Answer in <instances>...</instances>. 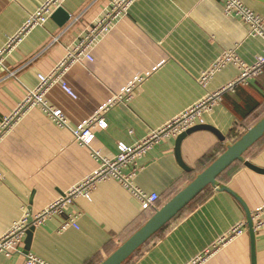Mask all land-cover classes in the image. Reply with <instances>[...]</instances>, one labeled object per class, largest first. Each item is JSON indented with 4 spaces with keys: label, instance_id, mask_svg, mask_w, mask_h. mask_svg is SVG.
Returning <instances> with one entry per match:
<instances>
[{
    "label": "crops",
    "instance_id": "crops-1",
    "mask_svg": "<svg viewBox=\"0 0 264 264\" xmlns=\"http://www.w3.org/2000/svg\"><path fill=\"white\" fill-rule=\"evenodd\" d=\"M45 1L0 0V50ZM117 1L59 0L57 5L69 14L64 24L49 17L20 36L3 56L5 68L0 67V126L38 83L37 75L49 74ZM240 1L264 17V0ZM234 47L251 63L262 41L248 36L245 24L226 15L217 0H132L96 42L92 60L77 59L63 71L75 97L54 83L46 99L62 110L72 128L103 118L106 126H95L91 147L111 158L120 143L135 144L205 94L234 82L240 71L233 62L214 70L204 85L198 81L223 51ZM262 116L264 69L223 92L222 100L202 113L203 124L216 128L223 139L208 130L188 134L180 144L187 168L176 159L177 136L163 138L138 160L135 183L159 195L155 208L142 209L118 182L103 181L91 199L77 197L69 206L79 213L77 228L61 230L63 215L50 217L34 227L28 253L48 264L101 263ZM96 167L89 148L39 106L20 113L0 136V236ZM218 184L236 194L250 214L264 206V135L222 172ZM240 221L247 225L236 199L206 187L123 264H252L247 226L214 246ZM25 254L23 241L20 252L0 254V264H22ZM254 259L264 264V229L254 231Z\"/></svg>",
    "mask_w": 264,
    "mask_h": 264
},
{
    "label": "built area",
    "instance_id": "built-area-1",
    "mask_svg": "<svg viewBox=\"0 0 264 264\" xmlns=\"http://www.w3.org/2000/svg\"><path fill=\"white\" fill-rule=\"evenodd\" d=\"M131 1L132 0H119L114 3L110 10L104 12V14L77 40L73 49L68 50L67 56L61 60L49 74L37 75L38 83L33 88H28L26 90L23 100L15 111L9 117L4 118L1 123L0 136L3 131L10 126L16 116L32 107L39 106L57 126L68 128L78 144L89 148L91 156L97 162V167L66 192L50 202L40 212L35 215L25 213L19 220L13 222L7 232L0 236V254L12 256L14 253L20 252L27 229L30 226L35 227L41 225L52 216L63 215L60 225L61 230L68 227L77 228L79 213L70 211L69 206L72 205L77 197L91 199L92 192L95 190L97 184L106 180H115L122 185L134 198H136L142 209L155 208L159 195L155 192L148 193L135 183V176L139 170L138 160L154 144L159 143L163 138L177 136L196 124H202V113L210 110L216 103H219L222 100L223 92L232 90L235 85L244 83L248 78L256 77L262 73L264 69V17L251 10L240 0H217L222 4V9L226 15L237 17L245 24L248 36L260 38L262 41L261 51L255 56L254 61L251 63L245 62L239 57L235 47L223 51L215 60L213 66L200 74L198 81L200 84L204 85L214 70L228 62H233L240 71L238 78L234 82L229 83L217 92L205 94L194 104L188 106L181 113L166 121L161 127L151 130L147 136L135 144L126 145L120 143L118 152L114 157L110 158L105 156L100 150L91 147V142L94 138L93 129L95 126H106V122L103 118L93 117L81 126L72 128L68 124L62 110L48 103L46 93L54 83H59L66 92L75 97L72 89L63 81V71L71 62L77 59L88 58L92 60V48L96 42L112 28L119 16L125 13ZM58 2L59 0H46L35 13L25 20L20 31L8 39L4 48L0 50V67L5 68L3 56L14 46L20 36L29 28L43 24L58 7ZM130 90L131 86L126 88L125 91L129 93ZM251 219L254 231L263 230L264 206L253 212L251 214ZM246 226L244 221L235 223L217 240L214 246L227 242L233 237L242 234ZM22 264L48 263L33 254L27 253L24 255Z\"/></svg>",
    "mask_w": 264,
    "mask_h": 264
},
{
    "label": "water",
    "instance_id": "water-1",
    "mask_svg": "<svg viewBox=\"0 0 264 264\" xmlns=\"http://www.w3.org/2000/svg\"><path fill=\"white\" fill-rule=\"evenodd\" d=\"M52 19L57 20L59 25L64 24L69 19V14L64 11L61 6H58L50 15ZM198 130H208L215 134L217 138L223 139L220 132L208 124H196L177 135L175 140V155L178 163L182 168H187L184 164L180 152V144L182 140L190 133ZM264 135V116H262L254 125L248 128L239 138L215 158L203 171H201L193 180L185 187L178 191L161 207L156 208L152 216L140 226L131 236H129L119 247H117L107 258L99 264H123L129 259L135 251L145 244L152 236L160 229L168 224L180 211H182L192 200H194L206 187L212 186L218 191L230 193L244 210L247 216V227L251 241L252 264L254 259V230L252 228V219L249 210L244 202L234 194L227 186H218V177L224 172L233 162L241 160L243 154L256 141ZM33 226H30L26 231L24 240V252H29L30 240Z\"/></svg>",
    "mask_w": 264,
    "mask_h": 264
},
{
    "label": "trees",
    "instance_id": "trees-1",
    "mask_svg": "<svg viewBox=\"0 0 264 264\" xmlns=\"http://www.w3.org/2000/svg\"><path fill=\"white\" fill-rule=\"evenodd\" d=\"M164 228H165V226H164L162 229H160L157 233L161 232ZM157 233H156V234H157Z\"/></svg>",
    "mask_w": 264,
    "mask_h": 264
}]
</instances>
